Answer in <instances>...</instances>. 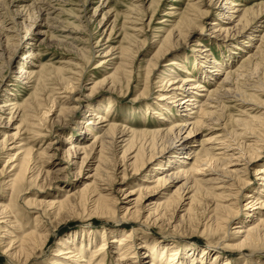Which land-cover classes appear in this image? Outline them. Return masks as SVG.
Instances as JSON below:
<instances>
[{"label": "bare ground", "instance_id": "6f19581e", "mask_svg": "<svg viewBox=\"0 0 264 264\" xmlns=\"http://www.w3.org/2000/svg\"><path fill=\"white\" fill-rule=\"evenodd\" d=\"M25 1L0 0V13L4 9L6 14H9L14 3L18 2L21 4L15 10L13 19L23 17V22L29 19V23L27 22L24 28L26 34L24 36L18 35L21 36V38L18 37V42L13 41L14 39L11 38L13 35H10V32L6 34V39L4 38L6 43H0V60L2 59L0 72L3 68L1 66H10L12 55L18 47L23 45L22 43L31 44L30 41H27L30 38L27 37L31 34L34 24L38 23V19L41 17L40 14L29 16V18L26 15L25 17L24 15L21 16L26 9L31 7L30 4H25ZM38 1L41 2V0ZM194 1L190 3L193 10L187 8L191 10L190 13L186 11L181 18L178 16L179 22L175 20L176 23L174 22L173 25L175 33L170 32V34L158 38L159 41L157 40L156 45L160 48L156 46L158 53L156 51V54H153L156 55L153 56L155 60L147 61L152 66L151 71L158 65L160 58L178 46L182 38H189L192 34L196 36L197 23L201 22L200 19L203 16L208 17L210 10L215 8H217L219 17L213 21L210 34L218 31L213 36L218 38L216 44L219 48H224L223 45L234 39L232 38L233 35L245 36L246 40L236 42L230 48L225 47L229 49V53L226 54L228 59L224 58L225 60L216 59L214 51H211V47L208 48L209 45L207 47L206 45L202 46L201 42L197 41V46H199L197 50L202 53L199 57L194 55L197 57L194 67L198 68L201 73L198 76L193 75V72L192 75L189 72L186 74L187 70L189 71L185 67L186 64H189L187 62H190L188 56L172 58L170 63L165 64V72L162 71L164 74L166 70L172 69L170 66L176 65L182 69L179 71H183L185 75L174 71L175 69L172 73L176 75L175 78L164 74L159 75L160 81L158 80V82H162V84L167 77L169 78L166 79L165 84H161L166 87L158 94L157 101L161 103L155 104L158 109H163V111L157 115L155 114L158 112L156 107L148 106L151 109V114L157 115L159 121V127L154 129L129 130L130 127L127 128L125 125L120 130L121 124L118 126L116 122L112 121L113 116L110 113L113 110L112 103L115 95L110 91L114 89L118 91V84L125 80L129 83L126 89H131L130 80L135 72H133L134 63L137 58L136 55L139 53L137 51L138 53L130 56L127 54L130 49L128 51L124 45L119 47L118 53H122L124 56L127 54V56L124 58L119 55L121 60L119 59V62L116 63L113 60L110 61L114 65L118 63L114 74L111 72L112 75L109 74L107 77L94 79L90 82L91 86L86 97L93 96L101 89L106 90L110 96L106 108L103 110L100 103L97 105L90 100L84 102L79 97L74 98L73 94L69 97L64 96L65 102L63 101L64 104L59 106L60 108L56 112V120L61 122L62 118L73 116L85 106L87 113L86 119L82 121L84 125L80 128L81 134L78 138H73V134L66 137L61 145L63 149L60 146L56 147L57 149H54L53 153L47 154L48 149L54 144L53 142H50L42 150H34V144H31V141L41 137V131L37 133L38 130L33 129V127L36 128L37 123L33 122L32 119L38 118L40 120L37 119L38 124L45 125L46 121H49L45 114L53 109L52 106L54 107V103H56V97L52 99L53 105L48 107L45 104L47 95L43 99V93L37 92L40 85L42 86L45 79L48 78L45 75L48 72L44 71L45 66L38 60V54L33 49L34 44H31L29 46L31 49L22 55L21 60L24 59L26 63L27 59H30L27 65L31 66H27L29 69H25L23 67L24 62L20 61L19 65L13 68V73L16 74H14L12 81L26 80L23 83L30 85L34 91L31 92V95L29 93L28 98H24L23 101L17 99V94H14L13 97L7 96L5 100L0 101V122L8 125L11 121L16 120L17 124L11 135L8 136L4 133L3 148H8L11 145L10 151L17 150L8 153V160L5 164L8 167L11 166V173L7 174L9 179L3 183L4 194L7 195L8 202L6 203L5 197L0 202L2 254H9L12 263H14L12 261L14 259L19 264H33L32 261L36 258L35 254L47 244L51 236L56 235V230L51 232L48 224L44 223L41 216L38 215L34 217L35 225L30 229L26 228L28 226L19 222V213L13 209V200L26 199L25 195L27 194H24V191H27L28 185L33 183L42 192L39 195L40 198H37L38 196L33 199L28 197L27 204L34 207V212L39 213L43 210L41 213L46 212L50 218L57 220L55 226L62 222L59 220L86 210H89L90 214L102 215L115 221L113 227L101 229L102 242L99 246L97 243L100 240L97 241L90 237L91 234L94 236V230H89V236L68 234L64 238L58 239L56 252L51 259L49 258L52 260L50 264H233L230 256H225L223 251L238 254L243 261L242 264H264V175L260 176L263 182L258 188L249 189L251 166L255 161L254 164L257 163L264 148V112L253 114L248 109H244L242 114H239L240 117L234 118L237 127L230 132L226 130L229 132L228 134L225 130L217 135H212L213 132H210L197 139L196 143H191L192 138L195 137L193 135H197L204 126L212 124L211 122L214 120L216 122V120L222 119L221 113L226 112L227 106L223 99L227 97L234 85H236L234 89L237 88L239 91L235 90L236 95L243 102L256 96L253 93L248 94L247 90L244 89V83L242 85L238 80L240 76H245L247 71L258 72L264 68V28L254 30V27L264 18V2L261 1L262 4L246 7L234 0H222L221 3L220 0H210L209 3L202 0L204 6L200 4L201 2ZM34 3L33 5H35ZM219 3L220 5L217 6ZM94 11L96 12L97 8ZM143 26H140L139 32L144 30ZM113 27L114 25L111 27L108 37L112 36ZM19 29L21 30V28ZM9 30L7 29V31ZM167 30L169 29L167 28ZM17 31H19L18 28ZM43 32L38 31L37 34ZM210 34L208 35L210 36ZM146 39L148 40V38ZM211 41L213 42L212 39ZM143 45L145 44L143 43ZM6 46H12V49H10L8 57L4 58ZM112 49L113 47L106 52L108 53ZM240 53H245L240 56L244 59L234 68L238 62L236 56ZM51 72L53 73V71ZM78 73H81V70ZM82 74L79 75L78 84L73 81L74 75L71 77L72 75L60 76L58 74V79L61 81L59 84L62 85H60L61 89H71L70 93L77 91L79 87H82L80 83ZM55 76L57 77V73ZM0 77H2L0 87L9 85V87L7 86L8 94L11 93V84H7L5 76L1 75ZM52 77L51 80L54 79ZM150 77L145 78V86L151 85ZM124 78L127 79L124 80ZM212 83L214 85H211ZM254 86L260 94L264 93V80H258L257 85L253 84ZM255 100L259 99L256 98ZM259 103L264 108V102L259 100ZM40 111L42 114H37ZM33 113L36 115L34 116ZM30 133L32 134L30 135ZM229 134L233 140H237V148H232L234 143L233 140L228 139ZM217 145L220 147V152H216ZM58 150H62V155L67 161L75 159L73 164H76L75 176L78 179L76 183L79 184L74 186L75 189L73 187L70 190L51 193L46 190L54 187L57 179L62 181L66 178L65 175L60 178L52 171L54 167L51 166L54 161L50 162V159ZM157 159H160L159 162ZM204 166L208 167L209 173L206 174ZM85 169H89L87 176L83 174ZM5 171V169H1V174ZM58 172L60 175L61 170L59 169ZM143 173L145 174L143 175ZM254 173L264 174V164L254 169ZM135 175L143 177L135 186L124 189L123 186H125L127 179ZM56 185L60 186V183ZM114 192H123L125 197L121 199ZM241 196H246L245 199L249 200L245 209L250 211L248 214V217H252L250 220L248 217L245 220H240ZM119 210L122 211L119 212ZM119 213H121L120 219H125L132 224L131 230L118 226L120 224ZM24 217L26 218V216ZM116 218L117 220H115ZM155 224L159 227L172 226L176 230L187 227L194 230L203 226V233L216 234L218 237L226 234L232 228L230 225H235L233 232L228 233L231 236H223L226 243L223 241L222 247L218 244L207 243L205 247H202L201 255L197 254V248L192 247L185 256L182 252L180 253V246L173 241L162 242L149 234L137 233L136 235L135 225L151 230V225ZM110 249L113 257L115 256V261L107 263L106 254L109 253L106 251H110ZM210 257H214L212 262Z\"/></svg>", "mask_w": 264, "mask_h": 264}, {"label": "rangeland", "instance_id": "374dc122", "mask_svg": "<svg viewBox=\"0 0 264 264\" xmlns=\"http://www.w3.org/2000/svg\"><path fill=\"white\" fill-rule=\"evenodd\" d=\"M192 1L194 0H103V2L102 0H58V1L57 0H48V1L41 0V2L39 1L37 2V0H26L24 3L30 4L31 7L29 9H26L27 11L25 10L23 14H21V16L24 15L25 17L26 15L27 18H29V16L38 15V14H40L41 16L38 19V23L34 24L33 29L30 32L31 34L29 35V37H27L30 39L27 41H30L31 44H34L33 49L36 52V54H38V60L40 61V63H42L45 66L44 71L46 70L49 74L48 76V74L44 72L45 75L48 77L47 79H45V81L46 82L48 81V82L46 83L44 81L45 82V83L43 82V84H45L44 88H43V84L42 86L40 85L37 92L39 91V93L41 94L43 93L44 95L43 99H45L47 95V98L45 99L46 100L45 104L48 105V107L49 106L51 107L53 105L52 99L53 97H56V103H54V107L52 106L53 109L49 111L47 114H45V117H48L49 119V121H46L45 125H42L41 123L38 124L37 117H36L37 118L36 120H35V117H34V120L32 119L33 122L37 123L35 125L36 128L33 127V129L38 130L37 133L41 131V137H38L37 139L33 140L34 142L31 141V144L32 143L34 144V150L36 149L42 150L47 145H49L50 142H53L54 144L47 151V154L48 153L50 154V153H53L54 149H57L56 147L60 146L63 149V146L61 145L63 144L64 139L70 136L71 134H73V138H78L79 135L81 134L80 128L83 127L84 125L83 124L84 122L82 121L86 119L85 115L87 113V110H86L87 108L84 106L80 108V110H78L77 113L74 114L73 116L64 117L62 118L61 122L59 121L57 122L56 112L60 108L59 106L64 104L63 103L65 99L64 96L69 97L70 95L73 94L74 98L79 97L84 102L85 100H90L91 102H94V104H97V105L100 103L102 104V107L104 110V108H106V106L109 104L108 98L110 96L106 90L101 89L98 92H96L93 96L86 97L88 96L89 87L91 86L90 82L94 79H101V78L107 77V75L111 74V72L114 74L116 68L118 67V63L116 64L117 66L114 64H111L112 62L111 60H113L114 63L119 62V59L121 60V57L125 58L127 54H130V56L135 55L137 51H139V53L137 52L138 54L136 55L137 58L135 60L134 70H133V72L135 71L134 72L135 74L134 73L132 74L133 75V77H131L132 81L130 80L131 89H126L128 88L129 83L127 80H125L127 78H124L125 81L124 80L123 81L125 83L121 82L118 84V88H117L118 91H115V89L113 91H110L115 95L113 103H112L113 110L111 112L112 114L110 113V115L113 116L112 121L116 122L118 126L121 124L120 130H122V128L125 125H126L125 127L127 128L130 127L129 130L130 129L141 130L143 128L144 129H149V128L154 129V128L159 127V123H158L159 121L157 119V115L158 113H161L163 109H160V108L158 109L156 107L157 105L155 104L161 103L157 101V99L159 98L158 94L162 92V90H165L166 88V87H163L162 85L165 84L166 79H168L169 77L172 76L171 78H175L174 76L176 75L172 74L174 73V71H177L181 75L183 74L185 75L183 71H179L181 68H178V66L176 65L170 66V68L172 69H170V71L166 70L167 74L166 73L164 74L163 72H165V69H166L164 65L167 63H170L169 61L172 58L188 56L190 62H187L189 64H186L185 66L189 69V71L187 70L186 74L189 72V74L192 75V72H193V75L198 76L200 73L199 72L200 70H198V68H195L194 65H195V60L197 59L196 56L199 57L200 54L202 53H200V51L197 50L199 49L198 48L199 46H197V43H198L197 41H200L202 46L206 45L207 47V45H209L208 48L211 47L212 49L211 51H214L215 53L214 57L216 59L225 60V59H228V55L226 54L229 53V49L227 48L232 47V45L235 44L236 42H242V40H246L245 36L241 37V35H233L232 38L234 39H231L228 44L224 43L226 44V45H223L224 48L223 47L219 48L218 44H216V42L218 41V38L216 39L215 36H213L216 33H218V31H215L212 35L210 34V31H211L210 29H211V26H213L212 25L213 21L215 20V18L219 17L217 15V8L213 6L215 9L210 10L211 12L209 13L208 17L203 16L200 19L201 22L197 23L196 34L198 36L197 35L195 36L194 34H192L189 38H185V39L182 38L178 46L173 48L172 49L173 51L166 53V55L160 58L158 60L159 61L158 65H156L154 69L151 71L152 66L148 62L155 60L154 57L156 55L154 56L153 54L157 51L158 48H160V46L156 44L158 43L160 38L164 37L167 34H170V32L175 33L174 31L175 29L173 27V25L176 23L175 20L179 22L180 21L179 18H181L182 15L186 13V11L188 12L191 11L188 9H192L190 6V3ZM196 1L201 2L202 0H195L194 2ZM209 1L210 0H205L206 3L207 2L209 3ZM221 1L222 0H220V3ZM234 1L239 4L242 3L241 6H246V7L255 6L256 4H259V3L262 4L264 2V0H234ZM34 2H36L37 4H35ZM33 3L35 5H33ZM220 3L217 4V6H219ZM20 4L18 2L14 3V6L10 9L11 12L9 14L8 13L6 14L4 9L1 10L2 12L0 13V26H1L0 33L2 34L0 35L2 37L0 36L1 37L0 43H3V44L6 43L5 39H6L7 33L11 32L10 35H13L11 36V38L14 39L13 41H17V42H18V37H19L18 35L24 36L26 34V30L24 28H25V24H27L29 19L24 20V22L22 21L23 17L22 18L18 17L16 20L13 19L14 18L13 14L15 13V10ZM200 4L202 5L203 3L201 2ZM135 6H137L136 9H135ZM202 6H204V4ZM42 7L45 9H43ZM47 7L48 9H46ZM49 8L51 9L49 10ZM96 8H97V11L95 12L94 10ZM178 16L180 17L178 18ZM204 17L206 21H204L205 20ZM46 20H49V21H46ZM261 21L262 22H259L257 24L258 26L256 25V27H254V30H262L264 28L262 27L264 25V18ZM45 22L48 23L49 25L47 26ZM113 25L114 27L112 29V36L108 37L110 34L111 27ZM171 25L172 27H170ZM140 26L141 27L143 26L144 28L142 32H139V28L141 29ZM164 27L165 28L167 27L170 31L167 30V28L165 29ZM10 28L13 29L14 31H12ZM17 28L19 31H17ZM19 28H21V30ZM7 29L8 30L10 29V30L7 31ZM38 31H41V32L44 31L45 33L43 32L42 34H37ZM135 32L137 33L139 32L138 35ZM129 34L131 35L133 40L130 39L131 37ZM208 34H210V36ZM2 38L4 41L3 40L1 41ZM19 38H21V36ZM146 38H148V40ZM210 38L213 40V42L211 41ZM137 41H139L140 43ZM143 43L145 45H143ZM22 44L23 45H21L15 50L14 55H12L10 66H6V65L1 66V68L2 67L3 68L1 69L2 72H0V76L1 75L5 76V80L7 79V84L8 83L11 84L10 86L11 93L8 94L9 85L0 87V101L5 100L7 96L13 97L14 94H17L16 95L17 99H19L20 101L22 99L23 101L26 98H28L29 93L31 95V92L34 91L30 88L31 87L30 85H25V83H23V82H26V80L21 79V82L18 81L20 84L18 82L12 81L14 80V74H16V73H13V70H14L13 68H15L16 65H19L18 63L20 61L24 62L23 67L25 69H29L28 67L31 66V65H27L29 62L28 60L30 59H27L26 63L24 59L21 60L22 55L26 51L31 49L29 48L31 44H27V43H22ZM120 46L127 47L128 51L129 49L130 51L124 56L122 53H118L120 50L119 49ZM156 46H158V48ZM244 46H245V43H244ZM8 47L6 46V53L3 56L4 58L8 57L9 55L8 53L10 52V49H12V46H8ZM111 47H113V49L107 53L106 50L110 49ZM131 48H132V51H131ZM237 50L240 51V49H237ZM156 53H158V51ZM104 54H109V55L104 56ZM241 54H245V53H240L236 56V60H238V62L237 64L235 62L236 65L234 66V68L240 64L239 63L240 61L241 62L243 61L242 59L244 58L240 57ZM1 64H2V59L0 60V65ZM263 69H260L258 72L247 71L248 73L246 72L245 76L244 75L240 76L238 80L240 81L239 82L240 84L242 83L243 85L244 83V89L247 90L248 94L253 93V94H256V96L253 97L252 99L244 100L245 102H243L241 98L236 95L237 94L236 91L238 90L237 88L234 89V87H236V85H234L232 89L233 92H231L232 91L231 90L227 94V97L223 99L225 101V105L227 106L225 109L226 112L224 111L225 112L224 114L221 113L222 119H219L220 121L216 120V122L214 120L213 122H211L212 124L208 126H204L203 130L199 131L197 135L196 134L193 135L195 137L192 138L191 143H196L197 139L209 134L210 132H213L211 133L212 135L213 134L217 135V134L223 133V131L225 130V132H227L228 134L230 131H232L234 128L237 127L235 123L236 121L234 118L240 117L239 114H242V110L244 111V109H248L253 114H259L260 112H264V108L263 106H261L262 104L259 103V100L264 102V93L260 94L259 91L255 89V86L253 87V84L257 85L258 80L260 79L264 80ZM50 70L53 71V73ZM79 70H81V73H78ZM55 73H57V77L55 76ZM58 74L60 76L72 75L71 77H73L74 75V78L76 76V79L73 78V81L76 82L77 84L79 83V79H78L79 75L82 74V77L80 76L82 78L80 82L82 84V87H79L78 90L73 93H70L71 89H67V90H64V88L61 89L62 85L59 84V82L61 81L60 79H58ZM160 74L169 76L165 79L163 84L162 82H158V80L160 81V79H158ZM128 75L129 74L127 73V76ZM51 77L54 78L55 80L58 79L57 80L58 83L54 79L51 80ZM148 77H150L149 80L150 81L152 80L153 82L151 81L150 82L151 85L145 86V78H148ZM1 78L2 77H0V81H1ZM126 81H127V84H126ZM211 85H214V84L212 83ZM170 88H172V86H170ZM256 98H258L259 100H255ZM70 105H73V104L70 103ZM148 106L156 107L158 112L155 114L157 115H153V113L151 114V109L148 108ZM37 114L41 115L42 112L40 111ZM33 115L35 116L36 113H33ZM55 120H56V123H55ZM16 125H17L16 120H13V122L11 121L8 125L7 123L3 124L2 122H0V202H1V199H3L4 197H5L6 203L8 202L7 195L4 194L3 183L5 180L7 181L9 179L8 175L11 173L10 171L11 166L8 167L5 164L7 162L6 160H8L7 158H8V153L10 151L9 148L11 145H9L8 148L6 147L3 148V142H5L4 133H6V135L8 136L11 135V133L14 131L13 128ZM226 130H228L229 132ZM31 134L32 133H30V135ZM230 135L231 134L228 135V139L230 138L229 140L232 141L233 137ZM217 142L220 143L221 141H217ZM232 142L234 143L232 148L233 149L237 148L238 147L236 143L237 140H233ZM216 148L218 149V150L216 149V152L221 151L219 145H217ZM16 150L17 149H13L10 152L13 153ZM237 151L238 150L236 149V152ZM54 153L55 155L50 159V162L54 161V163L51 166V167H54L52 171H54L56 175H58V177L62 178L65 175L66 178L62 179V181H59V179H57L56 183L54 184V187H51L50 189H47L46 191L54 193L56 191H61V190L63 191L70 190L74 186L79 184V183H76L78 181V179L75 176L76 164L75 165L73 164V161L75 159L67 161V159L63 157L62 155V150L60 151L58 150ZM260 155L261 156L258 159L257 163L254 164L256 162L255 161L253 163L254 166L252 165L251 166L252 168L250 169V173H249V178H250L249 189L250 190H253L255 187L258 188V186L263 182L260 179V176L264 174H259V173L256 174L254 173V169H257L264 164V148ZM159 160L160 159H157V162H159ZM242 162H240V164H243ZM3 166H6V167L3 168ZM204 168L206 169V170L204 169L206 174L209 173L208 167L204 166ZM1 169L6 170L4 172L5 174L4 173L1 174ZM59 169L61 170L60 175L58 172ZM87 170L89 169L84 170L83 172L84 176H87L88 174ZM144 174L145 173H143V175ZM209 176L211 177L212 175L210 174ZM142 177L143 176L139 177V175L130 177L129 179H127L126 184H124L125 185L123 186L124 189H127V188L130 189V187L135 186L136 184H138L139 180H141ZM58 183H60V186L56 185ZM28 188L29 189L27 191H24V194L25 193L27 194L25 195L26 199L19 198V199L13 200V209L16 210L20 216V217L18 216L19 222H21L22 224L25 223V226H28L26 228L30 229L31 227L35 225L34 217L38 215V216H41L42 221L44 223L48 224L49 226L48 228L49 230L51 229V232H54V230H56L55 231L56 235L51 236L47 244L37 254H35L36 258L32 261L33 264H50V262H52V260L50 259L53 256V254L56 252L55 249H57V240L64 238L68 234H72V235L77 234V236H81V235L89 236L90 235L89 230H94L95 231L94 236H92L91 234L90 237L93 239H96L97 241L100 240L97 243V246H99V244L102 242L101 233H100L101 229L104 227H113L112 225L115 224L114 219L103 217L102 215H98V214H90L89 210H86V211H80V214H75L73 216H68L66 219L59 220L60 222L61 221L62 222L58 226H55L56 224L55 222L57 220H55L54 218H50V216L46 212L41 213L43 211L42 209H41L42 211L39 213L34 212L35 211L33 209L34 207H31V205L27 204V199L29 198L33 199L37 196H38L37 198H40L39 195L42 192L40 189H37V187L33 183L31 185H28ZM115 194L121 199L125 197L123 192L122 193L116 192ZM245 198L246 196H241L240 213H239L240 220H245L248 217V214L250 213L249 210L245 209V207H247L246 204L249 201L248 199H245ZM89 205H90V202H89ZM121 211L122 210H119V212ZM118 215H119V220H120L119 221L120 224L118 226L125 228L126 230H131V228L133 227L132 224L127 222L125 219H120L121 213H119ZM24 216H26V218ZM248 218L250 220L252 217H248ZM115 220H117V218ZM234 225L235 224L230 225L232 228L230 230L228 229L229 231L226 234H222L220 237H218L216 234H211V233H206V232L203 233L202 232L203 226L202 227L200 226V229H194V230L188 227H187L188 229L180 228L176 230L172 226L159 227L156 224L151 225V230L143 229L142 226L135 225L134 227L136 228V235L137 233L149 234L150 236H153L154 238H157L162 242H170V241L175 242V244H178V246H180V250H179L180 253L182 252L186 256V254L190 251L192 247L197 248L196 249L197 254L201 255L202 247H205L207 243H211L214 245L218 244L220 247H222L221 243L225 241L223 239V236L224 235L227 237L231 236L230 234L228 235V233L233 232ZM51 226L52 228H50ZM2 243L3 242L0 243V264H14V263L19 264L14 259H12V261L14 262L12 263L10 261L11 258L8 256L9 254L7 253L2 254L3 252ZM221 251L223 250L221 249ZM223 252L225 256L226 255L230 256L233 264H242L243 261H241L242 259L239 258L238 254H233V253H229L225 251ZM106 253H109V254H106L107 261H108L107 263L115 261L114 260L115 256L113 257V253H111V249L110 251H106ZM213 259L214 257L213 258L210 257L211 262L213 261ZM239 259L240 261H238Z\"/></svg>", "mask_w": 264, "mask_h": 264}]
</instances>
